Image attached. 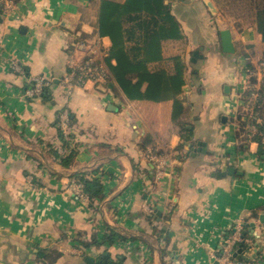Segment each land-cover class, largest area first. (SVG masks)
I'll return each instance as SVG.
<instances>
[{"label":"crops","instance_id":"0c3cea01","mask_svg":"<svg viewBox=\"0 0 264 264\" xmlns=\"http://www.w3.org/2000/svg\"><path fill=\"white\" fill-rule=\"evenodd\" d=\"M103 1L5 0L0 7V264H219L238 222L235 262L264 264V42L253 6L165 0L180 36L161 40L149 68L173 75L178 57L185 83L176 98L153 101L129 99L117 83L67 91L60 82L70 54L83 56L73 46L83 39L101 40L109 70L113 40L100 33ZM145 14L122 22L127 53L138 60ZM224 29L234 53L223 51ZM209 40L231 59V86L217 90L227 102L220 112L188 90L191 60L204 58ZM13 60L24 73L12 69ZM37 75L55 80L43 97L28 99L29 77ZM249 84L260 86L256 122L242 99ZM62 111L74 134L65 143ZM153 154L166 159L159 177ZM80 175L98 181L101 194L74 195L70 183Z\"/></svg>","mask_w":264,"mask_h":264},{"label":"trees","instance_id":"16d2710c","mask_svg":"<svg viewBox=\"0 0 264 264\" xmlns=\"http://www.w3.org/2000/svg\"><path fill=\"white\" fill-rule=\"evenodd\" d=\"M248 1H251L253 5L257 28L264 42V0ZM143 12L146 13L144 20L148 27L147 41L142 47L145 52L144 56L138 60L127 53L124 43L127 33L122 27V22L125 16L130 15L131 18H136L142 16ZM99 28L101 35H109L113 40L110 54L105 56V62L109 66L110 72L106 84L113 86L114 83H117L126 96L133 100L162 101L176 98L179 95L185 81L178 57L175 59L177 71L173 75L164 70L152 71L149 68L150 62L160 59L161 40L180 36L178 22L165 0H127L125 3L105 0L102 3ZM112 59L116 60V64L112 63ZM145 84L147 86L143 90ZM60 136L65 143L61 130ZM71 138L74 139V134L71 135ZM66 143L68 144V142ZM77 177L84 182L85 191L91 197L101 194L102 187L98 181L86 180L83 175ZM39 255H43V251Z\"/></svg>","mask_w":264,"mask_h":264},{"label":"built area","instance_id":"2783aa9c","mask_svg":"<svg viewBox=\"0 0 264 264\" xmlns=\"http://www.w3.org/2000/svg\"><path fill=\"white\" fill-rule=\"evenodd\" d=\"M2 2L5 0H0V7ZM10 8V7H9ZM8 8V9H9ZM76 49L82 52L83 56L80 58L75 52L71 53L68 60L69 70L64 73L63 77L60 79L61 84L67 91H72L78 86H85L87 83L94 84H106L108 83L110 72L105 66L102 56V44L101 40L98 38L91 42L90 40H80L73 44ZM12 69L14 71L24 73L23 67L13 60L11 62ZM259 70L264 73V59L260 62ZM54 77H47L42 75L29 77V86L24 91V97L28 99H39L43 97L46 91L54 82ZM260 86L249 84L246 89L249 92L247 97L242 96L244 100V107L249 114L250 120L253 122L257 121L258 115L256 112V107H258L259 97H260ZM58 127L63 133V137L71 141V135L73 134V125L71 124L70 117L67 111H62L59 115ZM257 127L251 124L250 135L253 136L257 134ZM264 145V137L262 139ZM153 162L157 176H161L164 173L166 159L163 156L153 154L150 156ZM71 192L78 198L83 200H88L89 196L85 191V184L82 180L75 179L70 183ZM243 224L238 222L234 225L233 231L228 239L225 241L222 252L218 257L219 264H237L233 257V248H236L238 242L241 241L243 233Z\"/></svg>","mask_w":264,"mask_h":264},{"label":"clouds","instance_id":"9594fccd","mask_svg":"<svg viewBox=\"0 0 264 264\" xmlns=\"http://www.w3.org/2000/svg\"><path fill=\"white\" fill-rule=\"evenodd\" d=\"M203 46L204 58L195 63L191 60L189 70L191 80L188 90L200 93L202 100L210 106L213 112L224 111L227 108V102L217 99V90H223L225 85L231 86L227 75L231 59L213 41H206ZM211 191H214V188ZM133 210H135V205H133Z\"/></svg>","mask_w":264,"mask_h":264},{"label":"water","instance_id":"95a60500","mask_svg":"<svg viewBox=\"0 0 264 264\" xmlns=\"http://www.w3.org/2000/svg\"><path fill=\"white\" fill-rule=\"evenodd\" d=\"M221 41H222V48H223L224 52H227V53H234L235 52V45L233 42L232 33L229 29H224L221 31ZM229 172H232V168L229 169ZM222 174L226 175L227 172H223ZM242 237H243V235H242ZM234 256H235V254H234Z\"/></svg>","mask_w":264,"mask_h":264},{"label":"rangeland","instance_id":"374dc122","mask_svg":"<svg viewBox=\"0 0 264 264\" xmlns=\"http://www.w3.org/2000/svg\"><path fill=\"white\" fill-rule=\"evenodd\" d=\"M241 4V7L242 8H245L246 9V6L248 7V8H250L251 6H253L252 5V3H251V1H247V2H243V3H240ZM229 5H231V4H229ZM238 6H239V4H238ZM238 7H236V9H237ZM238 10H239V8H238ZM240 11V10H239Z\"/></svg>","mask_w":264,"mask_h":264}]
</instances>
